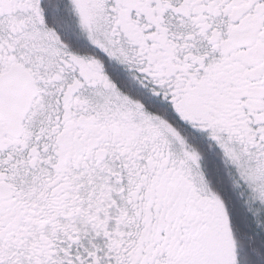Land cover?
Returning a JSON list of instances; mask_svg holds the SVG:
<instances>
[{"label":"snow or ice","instance_id":"snow-or-ice-1","mask_svg":"<svg viewBox=\"0 0 264 264\" xmlns=\"http://www.w3.org/2000/svg\"><path fill=\"white\" fill-rule=\"evenodd\" d=\"M0 264H264V0H0Z\"/></svg>","mask_w":264,"mask_h":264}]
</instances>
